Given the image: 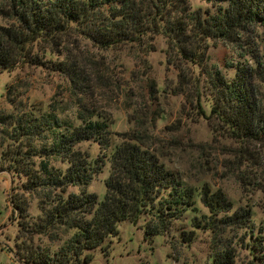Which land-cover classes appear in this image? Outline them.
Wrapping results in <instances>:
<instances>
[{
  "label": "trees",
  "instance_id": "1",
  "mask_svg": "<svg viewBox=\"0 0 264 264\" xmlns=\"http://www.w3.org/2000/svg\"><path fill=\"white\" fill-rule=\"evenodd\" d=\"M199 1L0 0L5 20L0 24V72L41 65L39 43L59 39L69 30L98 48L128 44L144 51L152 47L153 35L163 34L181 65L208 77V95L202 98L197 91L198 114L236 144V165H254L258 189L264 188V161L252 162L246 154L251 144L264 146V57L254 66H235L226 76L208 66L206 53L209 41L221 38L242 40L251 47L246 54L256 57L245 33L264 27V0ZM54 65L74 88L83 79L66 58ZM192 82L197 86V76ZM89 95L75 91L68 113L48 102L0 116L6 126L0 170L12 181L20 179L22 191L32 198L18 200L13 194L22 219L17 225L25 234L16 249L27 263L88 262L93 250L117 232L119 221L136 224L141 219L150 236L169 233L176 221H186L189 228L178 233L180 244L193 242L198 231L206 233L209 264H237L233 238L247 251V264H264V232L262 226L254 230L249 206L207 182H187L136 134L115 141L109 113L85 105ZM85 142L97 151L81 148ZM98 174L103 175L101 197L91 189ZM31 229L51 235L56 243L34 246Z\"/></svg>",
  "mask_w": 264,
  "mask_h": 264
},
{
  "label": "rangeland",
  "instance_id": "2",
  "mask_svg": "<svg viewBox=\"0 0 264 264\" xmlns=\"http://www.w3.org/2000/svg\"><path fill=\"white\" fill-rule=\"evenodd\" d=\"M4 23L0 16V24ZM250 31L245 37L254 44L256 57L246 54L251 47L242 40L214 38L206 52L208 66L226 76H231L235 66H254L256 59L264 57V27ZM150 44L148 51L128 44L102 49L74 30L59 39L41 41L37 48L44 63L22 64L0 72V116L28 104L45 106L48 102L68 113L74 107L73 93L87 92L90 99L84 100L85 105L109 113L115 141L125 134H136L187 182H207L221 188L237 204L249 206L254 230L262 226L264 232V188L258 189L254 165H247L246 169L240 162L236 165L232 154L236 144L215 130L211 119L198 114L195 103L199 92L202 98L208 95V77L189 64L181 65L163 34L153 35ZM62 58L83 76L75 88L55 69L54 63ZM195 76L197 86L192 82ZM260 89L264 91V86ZM5 127L0 122V151L4 147ZM80 147L97 151L95 145L87 142ZM263 147L261 143L249 145L246 154L252 162L264 161ZM102 176L95 177L91 188L97 190L99 197ZM20 184V179L12 181L7 171L0 170V264H31L16 249L25 234L17 225L22 219L16 212L13 194L18 200H32ZM29 211L36 214L32 207ZM174 225L169 233L150 236L141 219L136 224L121 220L117 232L107 236L93 250L92 258L81 264H209L208 235L198 231L193 242L180 244L179 230L189 226L183 220ZM31 231L34 246L56 243L51 235ZM232 243L236 263L247 264V251L237 244L236 238Z\"/></svg>",
  "mask_w": 264,
  "mask_h": 264
}]
</instances>
